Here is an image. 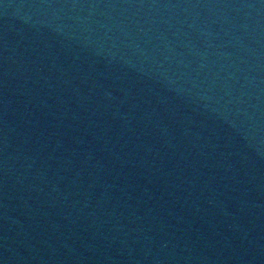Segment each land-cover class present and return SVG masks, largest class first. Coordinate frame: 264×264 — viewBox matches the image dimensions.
I'll list each match as a JSON object with an SVG mask.
<instances>
[{"label": "water", "instance_id": "obj_1", "mask_svg": "<svg viewBox=\"0 0 264 264\" xmlns=\"http://www.w3.org/2000/svg\"><path fill=\"white\" fill-rule=\"evenodd\" d=\"M0 264H264V0H0Z\"/></svg>", "mask_w": 264, "mask_h": 264}]
</instances>
